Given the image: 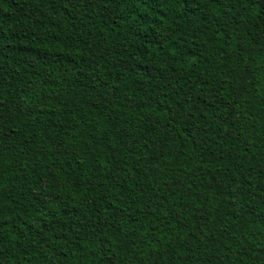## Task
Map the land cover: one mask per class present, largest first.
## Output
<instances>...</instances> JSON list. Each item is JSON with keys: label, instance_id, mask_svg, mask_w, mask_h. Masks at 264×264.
Listing matches in <instances>:
<instances>
[{"label": "trees", "instance_id": "obj_1", "mask_svg": "<svg viewBox=\"0 0 264 264\" xmlns=\"http://www.w3.org/2000/svg\"><path fill=\"white\" fill-rule=\"evenodd\" d=\"M0 264H264V0H0Z\"/></svg>", "mask_w": 264, "mask_h": 264}]
</instances>
